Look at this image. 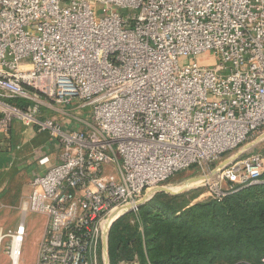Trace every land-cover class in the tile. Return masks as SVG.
Listing matches in <instances>:
<instances>
[{
	"label": "built area",
	"instance_id": "built-area-1",
	"mask_svg": "<svg viewBox=\"0 0 264 264\" xmlns=\"http://www.w3.org/2000/svg\"><path fill=\"white\" fill-rule=\"evenodd\" d=\"M208 52L213 66L194 62ZM73 100L94 128L40 112ZM15 122L61 150L38 160L20 206L43 218L35 264H103L116 212L189 169L209 176L264 132V0H0V138ZM263 176L264 147L207 181L208 197ZM24 237L0 231L11 264Z\"/></svg>",
	"mask_w": 264,
	"mask_h": 264
},
{
	"label": "trees",
	"instance_id": "trees-1",
	"mask_svg": "<svg viewBox=\"0 0 264 264\" xmlns=\"http://www.w3.org/2000/svg\"><path fill=\"white\" fill-rule=\"evenodd\" d=\"M185 196L157 194L118 219L109 232V263L264 264V184L221 200Z\"/></svg>",
	"mask_w": 264,
	"mask_h": 264
},
{
	"label": "rangeland",
	"instance_id": "rangeland-1",
	"mask_svg": "<svg viewBox=\"0 0 264 264\" xmlns=\"http://www.w3.org/2000/svg\"><path fill=\"white\" fill-rule=\"evenodd\" d=\"M119 12L123 15H126L128 13L127 10H121ZM98 17H102L100 10H99ZM188 62H189L188 60H185L183 64H187ZM194 62H197L200 66L210 67L214 65L215 57L212 52H208L206 54H203L197 57L194 60ZM57 107L58 106H56V108ZM61 109H64V113H65L64 117H62L61 119L62 127L65 128L66 130L81 132V131H87L88 128L95 127L93 119L91 117L90 107L82 108L78 100H73L70 105L61 106ZM40 112L43 114L44 117H49V116L54 115V113L48 110L46 107H42ZM15 132H16L15 129H13V134ZM259 136L258 135L255 136L253 140L255 141ZM249 143H252V142H249ZM249 143H247L246 145H248ZM13 146H15V144H13ZM243 147L231 153L230 155L226 156L221 161H224V159L225 160L228 159V157L230 156L233 157ZM263 147H264V142L252 148L250 151L256 150L258 148H263ZM250 151H247L246 153ZM246 153L244 155H246ZM2 160L4 161V159ZM36 160H34V158L33 159L29 158L27 160V166L23 169V174L28 179L31 178L32 174H34L35 172L38 173L42 170L41 167H39L38 169L35 167ZM217 164L212 166V169H214L215 167L219 165ZM201 174L202 173L196 169H189L171 178L167 183H165L163 187L174 189L176 187H179L180 185H183L186 181H188L191 178L201 177ZM16 181L17 183H19L18 179ZM16 181L14 179V176L11 177L7 188L0 196V229L4 233H7L9 231L10 232L14 231L16 229V226L20 223L21 221L20 206H21V203L24 200H26V198H24L25 196H23L21 203L19 202V191L18 190L16 191V188L22 189V187L18 186ZM26 181L27 180L25 178L22 179V182H26ZM205 185L206 184L202 186H194L191 188L190 191L183 193L181 195H186L185 200L194 198L193 203H200V202L209 200L210 199L208 197L209 187ZM220 186L224 188L225 183L224 182L221 183ZM12 190H14V193H11ZM7 196H9V200L4 201V199H6ZM128 221L131 226L134 225V217L130 216ZM24 222H25L27 233H26V236L24 237V241L21 246L20 264H35L38 241L41 236L42 229H43V218L37 215L27 214L24 218ZM8 241L9 240H5L2 243L1 252H0V264H11L6 254V247H7Z\"/></svg>",
	"mask_w": 264,
	"mask_h": 264
},
{
	"label": "crops",
	"instance_id": "crops-1",
	"mask_svg": "<svg viewBox=\"0 0 264 264\" xmlns=\"http://www.w3.org/2000/svg\"><path fill=\"white\" fill-rule=\"evenodd\" d=\"M52 112L54 115L49 117L62 124L61 119L65 115L64 109H61V106H59ZM13 129L16 131L14 134ZM13 144H15V146H13ZM60 153L61 150L57 142L50 139L47 134L38 133L33 127H28L20 123H15L14 125V123H12L8 133L0 138V196L7 188L10 178L14 176L15 181L17 179L19 180V183L16 181L17 185L22 187V189L16 188V191H19V202L21 203L23 196L27 198L30 194L31 179L36 174H40L45 170L44 168L40 172L32 174L31 178H26L23 174V169L27 166V160L29 158H34V160L37 159L35 167L38 169V160L47 157L49 159L48 167H50L59 162L58 158ZM2 159H4V161ZM23 178L27 181L22 182ZM11 193H14V190H12ZM8 200L9 196L4 199V201ZM24 218L21 214V221L16 226V229L22 225L26 236L27 230ZM0 231L2 230L0 229Z\"/></svg>",
	"mask_w": 264,
	"mask_h": 264
},
{
	"label": "water",
	"instance_id": "water-1",
	"mask_svg": "<svg viewBox=\"0 0 264 264\" xmlns=\"http://www.w3.org/2000/svg\"><path fill=\"white\" fill-rule=\"evenodd\" d=\"M264 142V133H262L255 141H253L252 143H249L248 145L244 146L238 153H236L233 157L226 159L224 161H222L216 168H214L211 173L209 174V176L207 177H195V178H191L188 181H186L184 184H191L193 182H195L198 179L201 178H208L210 177V179H212L213 177H215L219 172L223 171L225 168H227L231 163L236 162L238 159H240L247 151H250L252 148L256 147L257 145H259L260 143ZM192 188L191 187H186L184 189L181 190H177V191H173L170 188L167 187H158L155 188L153 190H151L149 193H147L140 202H138L136 204V207L139 209L142 206L146 205L155 195L157 194H165L171 197H176V196H180L183 193H186L188 191H190ZM131 207H127L124 210H126L125 212L117 215L116 217H110L108 223H107V229L106 232L104 234V239H103V245H102V249H103V264H110L109 263V256H108V237H109V232L113 226V224L120 219L121 217L131 213Z\"/></svg>",
	"mask_w": 264,
	"mask_h": 264
},
{
	"label": "bare ground",
	"instance_id": "bare-ground-1",
	"mask_svg": "<svg viewBox=\"0 0 264 264\" xmlns=\"http://www.w3.org/2000/svg\"><path fill=\"white\" fill-rule=\"evenodd\" d=\"M207 181H211L210 180V177H208V178H201V179H198V180H196L195 182H193V183H191V184H183V185H180L179 187H176V188H174V189H172L173 191H177V190H181V189H184V188H186V187H194V186H202V185H204V184H206L207 183ZM119 213H120V211H118V212H116L114 215H113V217H116L117 215H119Z\"/></svg>",
	"mask_w": 264,
	"mask_h": 264
}]
</instances>
